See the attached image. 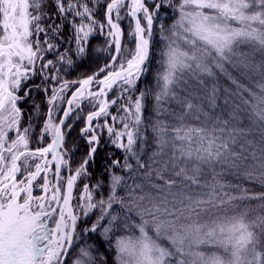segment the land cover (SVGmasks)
Returning <instances> with one entry per match:
<instances>
[{
    "label": "snow or ice",
    "instance_id": "obj_1",
    "mask_svg": "<svg viewBox=\"0 0 264 264\" xmlns=\"http://www.w3.org/2000/svg\"><path fill=\"white\" fill-rule=\"evenodd\" d=\"M97 3L53 0V18L43 0H0V111L9 115L0 121V264H107L106 258L97 259L98 249L93 255L92 245L78 242L97 232L110 240L113 229L120 230L118 221L128 234L116 238L117 264H264V216L249 220L247 210L229 214L238 202H264V193L249 195L240 184L223 180L243 169L245 180L264 185V82L257 93L233 75L251 70L264 80V60L253 65L237 54L243 44L264 52V0H105L103 21L96 18ZM162 17L175 19L166 26ZM125 20L128 44L122 43ZM66 24L74 49L60 43ZM96 33L106 36L109 62L85 79L68 80L67 69L85 56ZM157 53L164 71L156 75L160 91L154 95L153 121L145 115L148 90L138 84ZM218 76L241 98L250 96L244 103L261 129L258 146L249 141L237 151L244 132L230 128V120L238 114L222 120L194 103L203 92L216 107ZM93 84L97 90L87 91ZM33 88L50 93L41 146L34 148L32 125L22 124L19 107ZM110 92L115 98L109 101ZM224 92L233 95L228 88ZM84 100L93 105L81 129L88 150L73 172L65 129L71 131V117L80 119ZM148 127L157 151L146 164L141 155ZM105 133L124 153L123 162L113 156L106 166V197L104 185L84 183L92 179L88 169ZM162 156L167 159L153 168ZM205 168L211 180L202 182ZM74 186L79 195L74 196ZM36 190L42 194L34 195Z\"/></svg>",
    "mask_w": 264,
    "mask_h": 264
},
{
    "label": "trees",
    "instance_id": "obj_2",
    "mask_svg": "<svg viewBox=\"0 0 264 264\" xmlns=\"http://www.w3.org/2000/svg\"><path fill=\"white\" fill-rule=\"evenodd\" d=\"M95 2V0H93ZM43 4L45 5L44 11L46 13H49L55 18V7L53 4V0H43ZM106 9V3L105 0H99V3L96 4V18L100 21L104 20V14ZM47 20V16L45 17ZM71 19V17H69ZM164 19V23L166 26H170L173 23L172 19ZM122 28L124 29V35H123V43L128 44L130 41L129 37V24L128 21L125 20L121 24ZM72 29L67 24L65 25V28L63 30V35L60 40V43L63 48H75L74 43H71V37H72ZM43 34H41V39H43ZM156 38L159 39V33L157 32ZM246 44H243L239 47L237 50L238 56L240 54H244V56L247 57L248 63L250 64H258L262 60H264V52L263 56H259L256 54L255 49L253 46H251V49L249 46H246L248 50L245 48ZM163 47V45H157V49ZM110 49L108 47V44L106 42V36L96 33L90 38V45L89 50L86 52L85 56L83 58H75V63L72 67L67 69V75L66 78L68 80H82L87 78V76L93 75L95 72H97L102 66H104L106 63L109 62V54ZM48 58H52V55L49 54ZM157 59H159V55L157 53L156 59H153L152 65H151V71L146 77H143L141 81L138 84L139 89L141 90H148V96H147V108L148 111L145 113V115L150 116L153 121H155L156 116L155 113L152 111L154 106V95L156 92L160 91V87L157 85V79L156 75L157 72L163 73L164 68L157 63ZM67 67V66H66ZM233 75L237 77L239 82L243 84L245 87L250 88L252 91L259 92L258 84L261 82H264L262 80V77L259 73L253 72L251 70H245L243 75H238L235 71H233ZM33 80L36 84L41 83L40 77H34ZM32 81H29V85L31 86ZM77 87V85L73 86L72 89L68 92V96L70 93ZM211 87V84H209V88ZM218 87L219 92L217 94V100H216V107L213 109L209 106L207 100L204 98L205 94L203 92H200V99L194 100V103L200 104L203 107V110L208 112L210 115H214L217 117H220L222 120H230L233 113H237V117L235 120H230V128H235L238 131H243L244 136L238 137V143L235 146L236 150H240V145L245 144L246 142H253L257 146L259 145L260 138H261V129L258 127L252 120L250 113L251 109L248 105L244 103L245 100H251L250 96L247 93L243 94V98H241V95H237L235 86L231 85L224 77L218 76ZM228 88L233 95L228 96L224 89ZM43 92L41 89L40 91H37L36 89H32L31 97L28 98L27 103L20 104L19 107L22 109V117L21 122L26 127L30 123L32 125V132L30 134L31 136V143L30 147H38L41 146V143L39 141V134L43 128L44 121L46 119V113L48 109V96ZM115 98L114 93L110 92L108 95V100ZM228 100V103L225 104V100ZM38 106V107H34ZM164 107H169L171 109H174L175 111L179 112V107L174 103H166ZM82 110L79 111L80 119H76L75 116L71 117L68 120V123L72 125L71 131L69 132L67 129H65V132L67 133L65 137V145L67 146V155L71 160L72 165V171H75V168L79 166V163L86 158V152L88 150V144L85 137L81 135V129L85 127V119L89 112L93 110V105L86 101L82 106ZM5 111H0V121L7 122L8 118L3 117V113ZM114 112V110H113ZM245 114V118L243 115ZM165 117H161V119H164ZM187 123L196 126L198 122L195 120L188 118ZM6 126V124H5ZM12 137L14 138L16 135L15 130L11 132ZM147 137H148V143L143 146V153L141 155V159L147 164L149 161V157L152 155L153 152L157 151V145L155 142V137L153 136L151 127H148L147 130ZM139 148V146H138ZM115 157L116 159L121 160L123 162V156L124 153L121 150L115 149L111 144L108 143V137L105 133L101 138V146L99 147L97 153L95 154L94 161L91 163L88 171L92 175L91 180H84V183H89L91 185H95L98 182L101 185H104V190L101 191V195H105L106 197V188L107 185L110 183V175L106 173L105 169L106 166L109 165L110 158ZM167 159V156L157 157V163L153 164V168H158L161 166L163 160ZM135 163L134 161H132ZM182 166V165H181ZM117 174H122L118 169L115 170ZM216 171H220L219 167H217ZM205 176H202L200 179L203 182L204 180H211V173L208 172V170L205 168ZM166 176H171L172 172H166L164 173ZM224 182L232 183V184H240L241 187L248 189L249 195L256 193H264V185H261L256 180H245L243 175V169L241 170L240 174L232 175V174H225L223 177ZM131 183V181H129ZM77 186L82 188V185H80V180L77 181ZM75 187L74 196L79 195L78 187ZM123 195V193H121ZM232 195H240L239 192H232ZM264 202L260 200H245L238 202V206L236 208H230L229 214H233L235 212L245 211L247 210V213L253 212L254 209L258 207V210L260 213H258L259 216H264ZM115 210V209H114ZM117 212V209L116 211ZM98 214V213H97ZM96 217L92 216V220L94 221ZM249 220H255L254 218H249ZM90 226V225H88ZM79 230V229H78ZM259 232V231H258ZM115 234V231L113 229V232L109 234L110 240L103 241L99 234L92 233L90 236L85 235L81 241L78 243H82L85 245H92L93 246V255H97L95 249H98L99 255L97 256V259L99 260L101 257L106 258L107 264H117L116 258H115V251L113 247V236Z\"/></svg>",
    "mask_w": 264,
    "mask_h": 264
},
{
    "label": "rangeland",
    "instance_id": "obj_3",
    "mask_svg": "<svg viewBox=\"0 0 264 264\" xmlns=\"http://www.w3.org/2000/svg\"><path fill=\"white\" fill-rule=\"evenodd\" d=\"M246 46H249V48L251 49V45H248V44L245 45L246 50H248ZM254 49H255V52H256L257 55H259V56H263V52H261L260 50H258V49L255 48V47H254ZM64 104H65V102L62 104V106H64ZM61 114H62V113H61ZM3 117H4V118H8V117H9V115H8V113H7L6 111L3 113ZM243 117L245 118V114L243 115ZM64 174H65V169H62V175H64ZM36 192H37L38 194L40 193L38 190H36ZM114 209H115V211H116V209H117V213L120 212L119 206H114ZM253 209H254L253 212H249V213H248V219H249V218H254V217H255V219H256V218L259 216L258 213H260V212H259V210H258V207L253 208ZM133 215H134V213H133ZM95 219H96V218H95ZM95 219H94V220H95ZM117 224L119 225L120 230L117 231V230L114 228L115 234H114V236H113V238H112V240H113V247H114V251H115V258H116V248H115L116 238L128 234V233L124 230V228H123L122 221H118ZM257 231H259V229H257ZM97 234H99L100 238H101L103 241L107 240V239H105V237H104L103 235H101L100 232H97ZM80 246H84V245H83L82 243H80ZM212 250H214V249H212ZM77 252H78V250H77ZM76 258H77V256H76V254H74V255H73V259L75 260ZM116 263H117V259H116Z\"/></svg>",
    "mask_w": 264,
    "mask_h": 264
},
{
    "label": "water",
    "instance_id": "obj_4",
    "mask_svg": "<svg viewBox=\"0 0 264 264\" xmlns=\"http://www.w3.org/2000/svg\"><path fill=\"white\" fill-rule=\"evenodd\" d=\"M122 43H123V40H122ZM99 71V70H98ZM97 71V72H98ZM96 72V73H97ZM102 74V73H101ZM77 87H79V85H77ZM94 87H96V85L95 84H93V85H90V86H88V88H87V91H91V89H93ZM75 91V90H74ZM109 94V93H108ZM71 97V94H70V96H69V98ZM86 100H84V101H81L80 103H81V105L85 102ZM65 106H66V103H65ZM62 115V114H61ZM85 127H86V125H85ZM50 158V157H49ZM74 188H75V186H74ZM74 191V190H73Z\"/></svg>",
    "mask_w": 264,
    "mask_h": 264
}]
</instances>
